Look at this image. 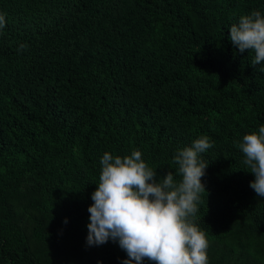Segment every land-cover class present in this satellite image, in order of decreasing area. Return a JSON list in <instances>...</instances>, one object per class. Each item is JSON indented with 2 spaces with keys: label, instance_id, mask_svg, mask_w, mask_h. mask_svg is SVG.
Listing matches in <instances>:
<instances>
[{
  "label": "trees",
  "instance_id": "trees-1",
  "mask_svg": "<svg viewBox=\"0 0 264 264\" xmlns=\"http://www.w3.org/2000/svg\"><path fill=\"white\" fill-rule=\"evenodd\" d=\"M255 10L264 0H0V264H122L118 244H86L103 154L139 150L160 179L204 135L209 264H264V197L237 147L264 123V73L228 39Z\"/></svg>",
  "mask_w": 264,
  "mask_h": 264
},
{
  "label": "clouds",
  "instance_id": "clouds-1",
  "mask_svg": "<svg viewBox=\"0 0 264 264\" xmlns=\"http://www.w3.org/2000/svg\"><path fill=\"white\" fill-rule=\"evenodd\" d=\"M5 27L0 13V31ZM228 31L232 45L240 53L250 50L251 65H261L259 72L264 73V13L243 15ZM212 147L204 135L176 150L174 172L160 179L139 150L124 157L105 152L88 208L86 244H118L128 257L122 264H209V242L195 218L206 192L205 154ZM237 147L244 156L241 163L254 176L250 188L264 197V123L258 132L244 135Z\"/></svg>",
  "mask_w": 264,
  "mask_h": 264
}]
</instances>
